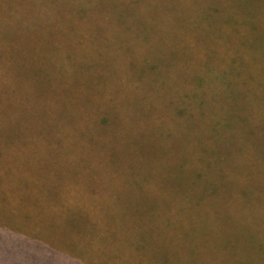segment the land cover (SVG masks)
Here are the masks:
<instances>
[{
    "label": "rangeland",
    "instance_id": "1",
    "mask_svg": "<svg viewBox=\"0 0 264 264\" xmlns=\"http://www.w3.org/2000/svg\"><path fill=\"white\" fill-rule=\"evenodd\" d=\"M131 1L0 0V174L25 207L0 185V264H264V208L219 189L183 217L165 157L169 137L196 158L176 118L203 56L234 63L237 103L264 113V0Z\"/></svg>",
    "mask_w": 264,
    "mask_h": 264
},
{
    "label": "trees",
    "instance_id": "2",
    "mask_svg": "<svg viewBox=\"0 0 264 264\" xmlns=\"http://www.w3.org/2000/svg\"><path fill=\"white\" fill-rule=\"evenodd\" d=\"M41 1V5H45L43 0ZM137 3L138 0H132L130 6L136 9ZM151 4L157 12L160 8V0H151ZM84 22L87 23L77 21L73 17L70 25L78 27ZM155 23L160 25V19L153 17L151 24L155 25ZM58 26L60 27V24ZM203 57L204 59L197 63L196 74L189 77L183 84L187 94L185 97L182 92L178 101L176 118L181 132L179 137L190 136L184 133V129L193 134L197 127L196 143L190 141L191 145H196V158L187 157L189 154L187 145L180 143L173 146L169 137L165 138V146L170 149L165 157L172 156L174 160L170 162L169 169L172 167L176 173L180 174L177 185H185V190L180 189L182 209H185L181 214L184 217L190 209L192 211L196 209L198 217L199 208L203 206L204 200H207L210 206L213 204L217 206L216 201L220 199L219 189H223L222 195H230L229 203L233 207L238 206L235 209L236 212H240L239 204H244L248 211H253L254 207L259 208V206L264 208V199L259 198L260 192L264 195V113L247 111L248 109L245 110L237 103L239 91L236 89L237 78L233 76L234 71H237L234 63L226 66L220 63L210 64L212 56L209 54ZM10 60L11 69H9V77L8 75L5 77L8 81L6 85H10L9 81L12 79L8 78H13V72L16 69L15 53L10 55ZM3 77L4 75H0V86L3 83ZM13 97L15 94L12 91L0 94V100L2 103L6 102L9 109L14 108ZM194 119H196L195 123ZM101 122L107 126L108 117L101 118ZM190 160L193 161L192 164ZM21 179V177L12 176L5 179L0 174L2 203L7 202L15 207L18 217L22 216L24 213L22 209L25 207L23 205L22 209L18 208L19 200L15 198L11 186L9 188L7 185L11 182H19ZM190 179L193 183L188 185ZM234 179L235 183H232ZM255 187L260 188L261 191L255 190ZM194 190L196 194L198 193L195 206L192 204ZM209 216H213L212 213H209L206 218ZM262 241L264 243V240ZM261 254L264 257V251L261 250Z\"/></svg>",
    "mask_w": 264,
    "mask_h": 264
}]
</instances>
